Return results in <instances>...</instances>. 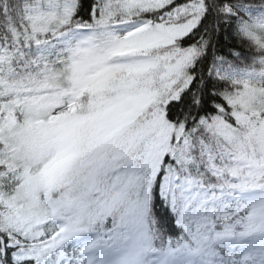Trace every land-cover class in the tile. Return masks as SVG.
Listing matches in <instances>:
<instances>
[{
  "label": "snow or ice",
  "instance_id": "obj_1",
  "mask_svg": "<svg viewBox=\"0 0 264 264\" xmlns=\"http://www.w3.org/2000/svg\"><path fill=\"white\" fill-rule=\"evenodd\" d=\"M0 264H264V0H0Z\"/></svg>",
  "mask_w": 264,
  "mask_h": 264
}]
</instances>
